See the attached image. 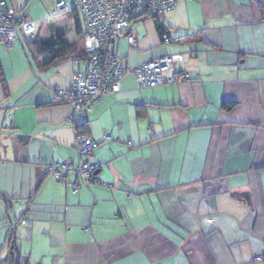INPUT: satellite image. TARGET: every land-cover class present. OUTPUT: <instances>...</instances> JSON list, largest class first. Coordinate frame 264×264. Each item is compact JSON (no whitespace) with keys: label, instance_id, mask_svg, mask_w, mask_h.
<instances>
[{"label":"crops","instance_id":"obj_1","mask_svg":"<svg viewBox=\"0 0 264 264\" xmlns=\"http://www.w3.org/2000/svg\"><path fill=\"white\" fill-rule=\"evenodd\" d=\"M3 1L38 31L0 44V264L12 245L20 264H264V0L181 1L164 35L147 18L115 41L126 75L79 123L101 166L77 194L44 167L79 161L54 92L85 62L50 65L28 44L84 52L83 20L53 17L67 0ZM165 56L184 58L165 77L189 80L140 89L134 69Z\"/></svg>","mask_w":264,"mask_h":264},{"label":"built area","instance_id":"obj_2","mask_svg":"<svg viewBox=\"0 0 264 264\" xmlns=\"http://www.w3.org/2000/svg\"><path fill=\"white\" fill-rule=\"evenodd\" d=\"M181 1L191 0H73V7L65 1L55 5L53 17L72 11L81 16L87 53L85 71L73 74L69 89L54 92L56 102L67 104L70 108L67 123L75 130V147L79 161L77 164L68 161L44 167L46 176L64 183L73 194L96 182L95 176L101 166L99 163L91 164L85 161L93 155L100 142L91 138L79 123L104 96L121 91V82L126 75L125 61L115 54L113 44L130 32L135 21L144 17L167 15ZM37 31V23L19 18L13 7L6 1H0V44L13 49L20 41L21 34L33 36ZM169 42V39H165L166 44ZM131 43L135 47L136 39L133 36ZM176 63H184L183 56H165L135 68L133 74L138 87L152 89L187 82L189 78L185 75L165 77V73L172 70ZM110 140L109 135L104 136V141ZM108 187L112 188L111 185ZM21 224L25 225L26 222ZM86 231L90 232V229ZM262 260V257H255L254 262Z\"/></svg>","mask_w":264,"mask_h":264},{"label":"trees","instance_id":"obj_3","mask_svg":"<svg viewBox=\"0 0 264 264\" xmlns=\"http://www.w3.org/2000/svg\"><path fill=\"white\" fill-rule=\"evenodd\" d=\"M147 18H154L157 20L158 23V31L161 35H164L165 33V27L162 25L160 21V16H153V17H144L143 19ZM140 19V20H143ZM138 20V21H140ZM29 52L32 58L35 60H38V58L42 55H50L52 59L50 60L49 64H56L58 62L65 61L67 59H83L84 62L87 58L86 50L84 49V52H80L75 55L74 47L69 45L65 40L64 37L61 36L57 41L55 42H34L29 43ZM235 104L233 103H225L223 106L224 110L230 111L234 108ZM97 179V176H95ZM18 252L16 250L15 245H12L11 250V256L7 258L5 261V264H20V260L18 261Z\"/></svg>","mask_w":264,"mask_h":264},{"label":"rangeland","instance_id":"obj_4","mask_svg":"<svg viewBox=\"0 0 264 264\" xmlns=\"http://www.w3.org/2000/svg\"><path fill=\"white\" fill-rule=\"evenodd\" d=\"M70 6H72V1L71 0H67L66 1Z\"/></svg>","mask_w":264,"mask_h":264}]
</instances>
